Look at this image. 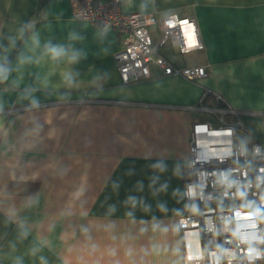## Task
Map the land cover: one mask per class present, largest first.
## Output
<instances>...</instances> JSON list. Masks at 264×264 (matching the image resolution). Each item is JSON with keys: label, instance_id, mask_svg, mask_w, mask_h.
<instances>
[{"label": "crops", "instance_id": "1", "mask_svg": "<svg viewBox=\"0 0 264 264\" xmlns=\"http://www.w3.org/2000/svg\"><path fill=\"white\" fill-rule=\"evenodd\" d=\"M13 1L0 0V35L16 38L0 51V264H183L193 123L216 126L206 108L228 105L239 141L264 149V0H122L195 18L204 48L161 53L209 71L194 82L152 65L126 84L115 31L69 0Z\"/></svg>", "mask_w": 264, "mask_h": 264}, {"label": "built area", "instance_id": "2", "mask_svg": "<svg viewBox=\"0 0 264 264\" xmlns=\"http://www.w3.org/2000/svg\"><path fill=\"white\" fill-rule=\"evenodd\" d=\"M69 2L75 19L119 36L114 59L123 83L149 78L152 65L164 75L194 82L208 76L206 66H179L161 53L167 47L181 54L204 48L195 18L124 13L122 0ZM206 110L217 115L218 123H193L190 156L182 172L184 198L197 204L195 211L178 218L183 264H264V149L256 141H239V111L228 105ZM226 115L234 120L226 121Z\"/></svg>", "mask_w": 264, "mask_h": 264}, {"label": "rangeland", "instance_id": "3", "mask_svg": "<svg viewBox=\"0 0 264 264\" xmlns=\"http://www.w3.org/2000/svg\"><path fill=\"white\" fill-rule=\"evenodd\" d=\"M27 0H14L13 1V3L14 4H19V3H24V2H26ZM31 1V0H30ZM26 3H28V1L26 2ZM16 5H13V8H14V10H16ZM26 19V17L24 18V20ZM24 20H21L20 21V23H18V25L16 26L17 27V29H20V27L24 24ZM150 31H151V33L153 34V35H155L154 34V31L152 30V29H150ZM21 32V31H20ZM20 32H18L19 34H20ZM4 36H5V34H3V35H0V51L1 50H3V49H5V46L7 45V44H9L11 41H12V39H14V40H16V38H4ZM9 51V50H8ZM166 51H168V50H166ZM189 57V55L188 54H186V55H180V57L179 58H177L178 60H182V59H187ZM176 59V60H177Z\"/></svg>", "mask_w": 264, "mask_h": 264}, {"label": "trees", "instance_id": "4", "mask_svg": "<svg viewBox=\"0 0 264 264\" xmlns=\"http://www.w3.org/2000/svg\"><path fill=\"white\" fill-rule=\"evenodd\" d=\"M42 1H44V0H42Z\"/></svg>", "mask_w": 264, "mask_h": 264}]
</instances>
